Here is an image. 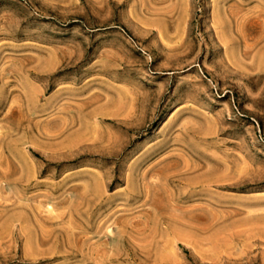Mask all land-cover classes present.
I'll use <instances>...</instances> for the list:
<instances>
[{
	"label": "rangeland",
	"instance_id": "1",
	"mask_svg": "<svg viewBox=\"0 0 264 264\" xmlns=\"http://www.w3.org/2000/svg\"><path fill=\"white\" fill-rule=\"evenodd\" d=\"M0 264H264V0H0Z\"/></svg>",
	"mask_w": 264,
	"mask_h": 264
}]
</instances>
